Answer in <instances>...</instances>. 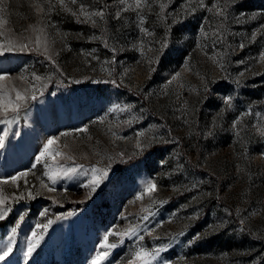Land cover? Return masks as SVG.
Listing matches in <instances>:
<instances>
[{
	"label": "rangeland",
	"instance_id": "1",
	"mask_svg": "<svg viewBox=\"0 0 264 264\" xmlns=\"http://www.w3.org/2000/svg\"><path fill=\"white\" fill-rule=\"evenodd\" d=\"M127 3L52 0L37 16L0 0V44L38 25L52 56L0 52V103L5 87L28 97L0 112V264H142L141 247L159 249L151 264H264V0ZM52 137L60 155L37 162ZM93 168L108 169L95 192Z\"/></svg>",
	"mask_w": 264,
	"mask_h": 264
},
{
	"label": "snow or ice",
	"instance_id": "2",
	"mask_svg": "<svg viewBox=\"0 0 264 264\" xmlns=\"http://www.w3.org/2000/svg\"><path fill=\"white\" fill-rule=\"evenodd\" d=\"M57 2L60 5H63L64 0H57ZM72 2L75 3V0H72ZM121 3L122 4L127 3V0H121ZM45 4L47 5L48 11H50L51 8L53 7L52 0H44V3H41V0H32V8H33V10L37 16H39L41 14H43L44 16L48 15V11L45 10ZM146 6H148V0H132L131 3H127V9H133V10H137V11L140 9H143ZM198 6L206 7V5H204V0H199ZM160 7H161V10H163V8L165 6L163 4H161ZM127 9H125V10H127ZM208 10H211V9H208ZM0 11H3V9L0 8ZM80 11L84 12V14L86 16H88L89 18L91 15H96V16H100L101 18H103V11H99L96 13L89 14V13L85 12L83 7H81ZM138 14H139V11H138ZM217 14L222 15V10H218ZM4 23H6V21H4L2 18H0V24H4ZM141 23H143L142 17H141ZM30 28H32L33 31L38 33V35L36 36L34 41H32L31 38H26V39H28L29 42L28 43H22V42L14 41L11 37H7L6 38L7 42L5 44H0V52H10L13 50H25V49L29 48L30 43H35V45L37 46V49H40L42 47L43 52L48 56V59L52 60V56L49 54V47H48L46 37L42 40V37H44L45 29L43 27H39L38 25H31ZM141 31H146V29H141ZM3 35H4V33L0 32V36H3ZM164 47H166V44H161V47L158 51L162 52ZM20 78L26 79L23 76H21ZM8 79L9 78L6 75H0V81H6ZM33 79L38 81L41 79V77L40 76H34ZM174 79H175V77H174ZM12 91H15V93H16L14 100L11 99L10 97H8V90L6 87L4 88V91H3V96L5 97V101L3 103H0V112H2V114L4 116H7L10 111L16 112L21 107V103L28 99V97L25 94L21 93L20 91H17L15 88H13ZM31 99H33V100L36 99L35 94H33L31 96ZM84 130H86V129H84ZM260 134L262 136H264V129L260 130ZM64 135H68V133H64ZM56 140H57L56 137H52L46 141V143L43 146V151H41L40 156L37 158V162H39L40 158L45 157V156L51 155L52 159L55 160L56 156L60 155L59 152H56L55 154H53L49 151L50 146L55 144ZM3 147H4V140H3V138H0V148H3ZM66 171H74V169H69ZM92 172H93V177H92L91 181L89 182V184L85 185V187H90L91 191L95 192L96 189L99 187L101 181L107 177L108 169L98 170L96 168H93ZM46 175L49 176V179H51L53 183L56 182L54 177H56L58 175V173L55 172L54 170H52L51 167H50L49 172L46 173ZM25 176H27V173H19L15 176H12L10 178V180L13 184H15L18 179H20L21 177H25ZM4 183H8V180H5ZM156 189H157V185L155 183L149 182V184L146 188V192L148 194H151V193L155 192ZM52 190L53 189H49V191H52ZM6 199H7V197H0V204H3ZM6 213H7V209L0 210V219H4V216L6 215ZM51 223H52V221L49 220L48 224H45L42 227L47 228ZM12 231L15 232V228H13ZM110 234H112V233H109V235ZM33 238L35 241L37 238L36 233H33ZM107 239H108V235H105V237H104L105 242L107 241ZM141 239H142V237H141ZM104 246L105 247H115L116 245H108L107 243H105ZM34 247H35V242L29 246V250H28L29 254H31V251L34 249ZM10 251H11V248H8L3 253V255H0V260H4ZM158 252H159V249H155L153 251H148V250L144 249L143 247H141L139 249V251L135 252V259L137 261H142V264H151V260H154L156 258V255L158 254ZM106 255H107L106 252L98 255L96 257V259L93 260L92 264H98V262L100 260L104 259V257Z\"/></svg>",
	"mask_w": 264,
	"mask_h": 264
}]
</instances>
